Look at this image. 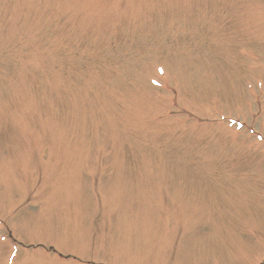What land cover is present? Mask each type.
<instances>
[{
    "label": "rangeland",
    "instance_id": "rangeland-1",
    "mask_svg": "<svg viewBox=\"0 0 264 264\" xmlns=\"http://www.w3.org/2000/svg\"><path fill=\"white\" fill-rule=\"evenodd\" d=\"M264 263V0H0V264Z\"/></svg>",
    "mask_w": 264,
    "mask_h": 264
}]
</instances>
